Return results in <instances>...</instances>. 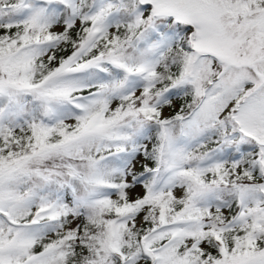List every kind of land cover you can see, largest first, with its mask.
<instances>
[{
    "label": "snow or ice",
    "instance_id": "1",
    "mask_svg": "<svg viewBox=\"0 0 264 264\" xmlns=\"http://www.w3.org/2000/svg\"><path fill=\"white\" fill-rule=\"evenodd\" d=\"M0 264H264V0H0Z\"/></svg>",
    "mask_w": 264,
    "mask_h": 264
}]
</instances>
